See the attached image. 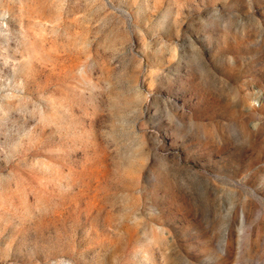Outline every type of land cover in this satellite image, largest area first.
<instances>
[{"label": "rangeland", "instance_id": "1", "mask_svg": "<svg viewBox=\"0 0 264 264\" xmlns=\"http://www.w3.org/2000/svg\"><path fill=\"white\" fill-rule=\"evenodd\" d=\"M0 264H264V0H0Z\"/></svg>", "mask_w": 264, "mask_h": 264}]
</instances>
